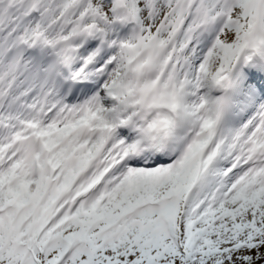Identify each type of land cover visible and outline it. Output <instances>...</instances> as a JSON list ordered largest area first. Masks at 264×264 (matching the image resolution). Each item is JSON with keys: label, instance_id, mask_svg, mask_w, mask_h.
Here are the masks:
<instances>
[{"label": "snow or ice", "instance_id": "obj_1", "mask_svg": "<svg viewBox=\"0 0 264 264\" xmlns=\"http://www.w3.org/2000/svg\"><path fill=\"white\" fill-rule=\"evenodd\" d=\"M0 264H264V0H0Z\"/></svg>", "mask_w": 264, "mask_h": 264}]
</instances>
